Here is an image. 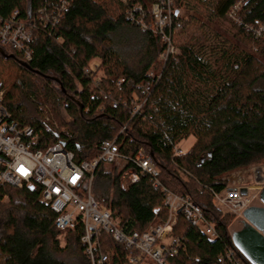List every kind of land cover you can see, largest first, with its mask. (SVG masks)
I'll list each match as a JSON object with an SVG mask.
<instances>
[{
	"label": "trees",
	"instance_id": "obj_1",
	"mask_svg": "<svg viewBox=\"0 0 264 264\" xmlns=\"http://www.w3.org/2000/svg\"><path fill=\"white\" fill-rule=\"evenodd\" d=\"M172 1V24L155 35L151 8L163 0H0L2 18L18 13L33 25L29 61L0 44V92L25 98L33 77L46 80L73 132L65 150L77 165L116 139L129 162L140 150L151 157L161 187L191 199L219 235L211 241L180 216L172 237L185 251L170 264H221L227 249L250 264L233 244L241 221L224 214L215 195L239 171L264 167V0ZM190 27L197 28L193 37L185 34ZM191 138L192 148L175 156ZM56 143L44 134L38 148ZM128 169L101 163L92 195L126 232L143 233L167 220L165 196L149 177L125 190ZM40 194L0 189V264H91L82 227L59 231L58 214ZM101 253L107 264L141 258L105 234Z\"/></svg>",
	"mask_w": 264,
	"mask_h": 264
},
{
	"label": "built area",
	"instance_id": "obj_2",
	"mask_svg": "<svg viewBox=\"0 0 264 264\" xmlns=\"http://www.w3.org/2000/svg\"><path fill=\"white\" fill-rule=\"evenodd\" d=\"M172 2L163 0L162 4H155L151 8L153 22L150 29L153 34H162L165 28L171 26L174 15ZM135 11L136 9H133V12ZM17 17L18 13L9 19L0 16V44L17 51L29 61L33 25L22 23ZM141 25L143 30L147 29L143 22ZM185 34L193 37L197 34V28H187ZM164 41L169 44L168 54H174L170 39L164 37ZM57 100L54 88L39 76L34 78L32 89L25 98L18 97L12 89L0 92V187H39L42 201L59 214L56 222L59 231L82 227L83 242L92 264L108 263V257L101 253V232L112 235L117 244L141 256L132 257L130 264H170L169 261L176 257L181 248V242L171 236L176 216L182 213L193 227H197L204 223L200 209L191 201L164 189L170 212L167 224L163 227H151L142 235L125 233L121 220L100 209L91 195L93 169L99 161H95L92 166L84 164L79 167L74 162V156L66 153L61 145L46 153L37 149L43 134L60 142H67L72 137V133L63 124ZM141 108L142 106H136L132 115L139 113ZM99 152L100 161L107 164H114L120 158L115 143H104ZM176 153L183 155L186 151ZM133 164L140 171L134 169L123 177L127 188L136 185L140 177H158L154 162L145 152L141 151ZM252 171V168L239 171L230 180L228 187L215 196L217 206L241 218L256 200L253 195H241L245 188L249 192L253 191L252 184L245 179ZM87 174L91 177L88 178ZM206 234L216 238V233L211 228L206 230ZM221 264L243 263L233 250H227Z\"/></svg>",
	"mask_w": 264,
	"mask_h": 264
},
{
	"label": "bare ground",
	"instance_id": "obj_3",
	"mask_svg": "<svg viewBox=\"0 0 264 264\" xmlns=\"http://www.w3.org/2000/svg\"><path fill=\"white\" fill-rule=\"evenodd\" d=\"M33 32V31H32ZM5 47V46H4ZM9 49H11V48H9ZM12 51H14V52H16V53H18L17 51H15V50H13V49H11ZM35 77H37V76H35ZM35 77H33L32 78V83H31V89H32V86H33V80H34V78ZM40 77V76H39ZM31 91V90H30ZM29 94V93H28ZM136 108V107H135ZM142 109V108H141ZM134 112V111H133ZM133 116V115H132ZM134 117V116H133ZM68 130V129H67ZM69 132H71L72 133V137L67 141V142H60V141H57V143L53 146V147H49V149H47V150H45V151H43V150H40L38 147H39V145H40V143H39V145H38V147H37V149L41 152V153H46L48 150H50V149H52V148H54L55 146H57V145H61L62 147H63V149H64V151L66 152V153H69V154H72L73 156H74V154L73 153H71V152H67L66 150H65V145L66 144H68L69 142H71V140H72V138H73V132L71 131V130H68ZM44 135V134H43ZM55 140V139H54ZM105 143H115V145H116V147L118 148V150H119V156H120V158L114 163V164H107V163H105L104 161H100V158H101V154H100V152H99V149L102 147V145L104 144H102L100 147H98L95 151L98 153V158H96L93 162H91V163H84V164H86V165H90V166H92L93 164H94V162L95 161H99L98 162V164L96 165V167L93 169V174H94V172H95V170H96V168L101 164V163H104L105 165H107V166H116V165H118V164H121L122 166H123V168H129L127 171H125L124 172V174H123V177L128 173V172H130V171H132V170H134V169H136V170H138V171H140L134 164H133V161L137 158V156L139 155V153L141 152V151H143V152H145L144 150H140L139 151V153L137 154V156L132 160V162H129V160L128 159H126V158H124V157H122L121 156V154H120V149H119V146H118V144H117V139L116 140H114V141H111V142H105ZM177 151H184L182 148H181V145L180 146H178V147H176L175 148V151H174V154H175V156H181V155H178L176 152ZM146 153V152H145ZM147 154V153H146ZM148 155V154H147ZM149 156V155H148ZM150 157V156H149ZM151 158V157H150ZM153 161V160H152ZM74 162H75V156H74ZM76 164V163H75ZM84 164H82V165H77V166H79V167H82ZM132 165V166H131ZM155 167H156V165H155ZM256 168H262V167H256ZM156 171L158 172V177L156 178V179H152V178H150L151 179V182H153L154 183V187L156 188V189H161V191H162V193H163V190L165 189V188H163V187H161V185H160V183H159V181H158V178H159V171H158V169H157V167H156ZM237 174V173H236ZM235 174V175H236ZM88 175V178L89 177H91V175L90 174H87ZM235 175H233L232 177H230L228 180H227V184L229 185V182H230V180L235 176ZM123 177H122V185H123V187H124V189L125 190H128L129 188H127L125 185H124V183H123ZM146 177H148V176H146ZM142 178H145V177H140V179H139V182H140V180L142 179ZM92 182H93V176H92V181H91V187H90V191H91V195H92ZM260 184H261V181L260 182H255V184H252L251 186H252V188H253V191L252 192H249L246 188L245 189H243V190H246V192H247V194H246V196H248V195H253V196H255L256 197V200H255V202H260V204L261 205H263L262 204V202H261V199H260V195H261V192H262V189H258V187L257 186H260ZM156 185H158V187H156ZM228 185H227V187H228ZM6 187H9V188H13V189H16V190H23V189H25V188H32V189H36V188H38V189H40L39 187H37V186H27V187H24L23 189H19V188H17V187H12V186H3V187H0V189H3V188H6ZM166 191H168L167 189H165ZM40 192H41V189H40ZM169 193H172V192H170V191H168ZM221 193V192H220ZM164 194V193H163ZM173 194V193H172ZM40 195H42V194H40ZM175 195V194H174ZM217 195V194H216ZM215 195V196H216ZM241 195L243 196V197H246V196H244L242 193H241ZM165 196V195H164ZM177 196V195H176ZM41 197V202L43 203V204H45L43 201H42V196H40ZM92 197H93V195H92ZM178 197H180V196H178ZM180 198H183V197H180ZM93 199H94V197H93ZM184 199H186V200H189V201H191V199H189V198H184ZM95 200V199H94ZM8 201H9V198L7 197V196H5L4 198H3V203H8ZM96 201V200H95ZM96 203H97V201H96ZM191 203L192 204H194L192 201H191ZM165 204H166V201H165ZM46 206H48L47 204H45ZM97 205L99 206V204L97 203ZM195 205V204H194ZM196 206V205H195ZM264 206V205H263ZM50 207V206H49ZM197 207V206H196ZM51 208V207H50ZM99 208L100 209H102V210H104L103 208H101L100 206H99ZM166 208H167V211H168V216H167V220L162 224V225H158V226H155V225H152V226H150L145 232H143V233H139V232H135V233H138V234H140V235H142V234H144V233H146L151 227H163V226H165L166 224H167V222L169 221V218H170V212H169V208L167 207V204H166ZM198 208V207H197ZM52 209V208H51ZM200 209V208H199ZM53 210V209H52ZM223 210H225V211H222L224 214H226V215H229V216H232V217H234L236 220H239V221H241V223H242V229H243V227H244V225L246 224V220H245V218H244V213L247 211H245L244 213H243V215H242V217L241 218H237L236 216H234V215H231V214H229L228 213V211L226 210V209H223ZM54 211V210H53ZM106 211V210H105ZM200 211H201V209H200ZM55 212V211H54ZM109 212V211H108ZM202 212V211H201ZM55 213H57V212H55ZM111 213V212H110ZM58 214V213H57ZM111 214H113V215H115L114 213H111ZM203 214V213H202ZM117 218H119L117 215H115ZM180 216H182L186 221H187V219L185 218V216L182 214V213H180V214H178L177 216H176V223H175V225H173V229H172V233H173V230H174V228L177 226V224H178V218L180 217ZM58 218H59V214H58ZM58 218H57V220H58ZM203 218H204V223H202V224H200L199 226H197V227H194V228H197V229H199L209 240H211V241H216V240H218V238H219V235H218V233H217V231H216V229L211 225V224H209L207 221H206V219H205V217H204V215H203ZM120 219V218H119ZM121 220V219H120ZM57 222V221H56ZM121 222H122V224H123V221L121 220ZM188 222V221H187ZM189 224H190V222H188ZM56 225V224H55ZM191 225V224H190ZM192 226V225H191ZM193 227V226H192ZM209 228H211V229H213L214 230V232L216 233V238H212L211 236H209V235H207L206 234V230L207 229H209ZM123 229H124V231H125V233H127L128 235H132V234H135V233H129V232H126V230H125V226H124V224H123ZM83 230V229H82ZM101 234H105V235H107V236H109V237H111V239L114 241V239H113V237H112V235H110V234H108V233H105V232H101ZM101 234H100V243H101ZM171 236H172V234H171ZM175 238V237H174ZM83 239H84V232H83V235H82V241H83ZM175 239H177V240H179L180 242H181V248H180V250L178 251V253H177V255L179 254V252L181 251V250H183V251H185V245H184V243L182 242V240H180L179 238H175ZM227 250H231V249H227ZM226 250V251H227ZM225 251V252H226ZM86 255H87V252H86ZM176 255V256H177ZM87 258H88V260L90 261V263L92 264V262H91V260L89 259V257H88V255H87ZM176 258V257H175ZM171 260H173V259H171ZM171 260L169 261V262H171ZM108 262H109V260H108Z\"/></svg>",
	"mask_w": 264,
	"mask_h": 264
},
{
	"label": "water",
	"instance_id": "obj_4",
	"mask_svg": "<svg viewBox=\"0 0 264 264\" xmlns=\"http://www.w3.org/2000/svg\"><path fill=\"white\" fill-rule=\"evenodd\" d=\"M264 186V181L261 182ZM246 196V190H242ZM260 199L264 205V187ZM246 224L233 236L236 250L250 264H264V208H250L244 213Z\"/></svg>",
	"mask_w": 264,
	"mask_h": 264
},
{
	"label": "rangeland",
	"instance_id": "obj_5",
	"mask_svg": "<svg viewBox=\"0 0 264 264\" xmlns=\"http://www.w3.org/2000/svg\"><path fill=\"white\" fill-rule=\"evenodd\" d=\"M184 16H186V14H184ZM194 143H195V139H194V138H191V139H189L188 141L183 142V143L181 144V148H182L184 151L188 152V151L192 148V146L194 145ZM259 171H260V173L258 172V170L253 171L252 173L246 175V176H245V179H246L248 182L255 184V180H254V178H255L256 174L258 173L257 176L260 175L259 177H263V178L261 179L262 181L260 180L261 182H263V181H264V169L261 168V169H259ZM261 184H262V183H261ZM261 184H260V185H261ZM262 189H263V188H262ZM255 203L257 204V202H255ZM218 207H219L220 210L225 211V210H223L220 206H218Z\"/></svg>",
	"mask_w": 264,
	"mask_h": 264
},
{
	"label": "crops",
	"instance_id": "obj_6",
	"mask_svg": "<svg viewBox=\"0 0 264 264\" xmlns=\"http://www.w3.org/2000/svg\"><path fill=\"white\" fill-rule=\"evenodd\" d=\"M252 169H253V171H255V170H258V172L260 173V171H259V169H261V168H256V167H251ZM263 169H264V167H262ZM252 171V172H253ZM251 172V173H252ZM258 174V173H257ZM257 174H256V176H255V178H254V180H255V182H260V180L263 178V177H259L260 175H258L257 176ZM262 181V180H261ZM250 183V182H249ZM251 184H253V183H251Z\"/></svg>",
	"mask_w": 264,
	"mask_h": 264
},
{
	"label": "flooded vegetation",
	"instance_id": "obj_7",
	"mask_svg": "<svg viewBox=\"0 0 264 264\" xmlns=\"http://www.w3.org/2000/svg\"><path fill=\"white\" fill-rule=\"evenodd\" d=\"M258 189H262L264 186L261 184L260 186H257ZM251 208H264L263 205L260 204V202L254 203Z\"/></svg>",
	"mask_w": 264,
	"mask_h": 264
}]
</instances>
